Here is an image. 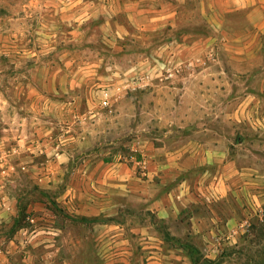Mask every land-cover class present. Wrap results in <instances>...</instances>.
<instances>
[{
    "label": "rangeland",
    "instance_id": "obj_1",
    "mask_svg": "<svg viewBox=\"0 0 264 264\" xmlns=\"http://www.w3.org/2000/svg\"><path fill=\"white\" fill-rule=\"evenodd\" d=\"M200 1L188 3L192 24L147 27L129 24L117 0H0V192L17 198L19 209L1 232L13 233L20 210L30 229L63 230L40 235L45 243L29 248L30 264H264V203L252 202L264 197V131L215 119L249 112L256 73L247 70L262 69L264 57L240 58L224 32H237L246 14L221 25L211 10L208 29ZM186 26L199 36L209 31V39H183ZM185 45H193L189 53ZM207 128L219 131L223 148L161 186L159 166L176 162L179 148H188L186 162L193 145L217 140ZM222 160L232 162L217 187L227 201L223 211L211 204L212 212L204 192L218 183ZM252 174L259 185L249 183ZM181 179L194 201L178 220L156 223L154 200L180 194ZM241 193L247 217L237 227ZM92 210L97 217L85 215ZM12 256L11 264H27L23 253Z\"/></svg>",
    "mask_w": 264,
    "mask_h": 264
},
{
    "label": "crops",
    "instance_id": "obj_2",
    "mask_svg": "<svg viewBox=\"0 0 264 264\" xmlns=\"http://www.w3.org/2000/svg\"><path fill=\"white\" fill-rule=\"evenodd\" d=\"M211 1L213 0H201L199 5V10L201 11V24L209 29L210 27V18L213 16L211 13V10H213L214 15H218L219 19L218 22L221 25H225L226 20L228 17H232L234 15L244 13L246 14L247 21L241 22L239 21V25H237V32H234L231 34L229 29H225L224 32L226 34H229L231 36L232 40L229 41H237V46L239 48V51L241 52V57H244L248 62L253 63L254 61L258 62L259 59L264 57V0H216L220 1L219 6H214L211 4ZM215 1V0H214ZM190 0H117L115 5L117 4L119 8H123L124 11L128 10V19L129 24L131 25H139V26H147V27H157L164 23H170L173 26H178L181 22V18L189 20V23L194 20L193 19V7L194 5L188 4ZM213 6V8H212ZM219 10V12H218ZM204 18L206 21H204ZM188 25V24H187ZM186 30H184L182 33L183 39L185 40H199L203 41L204 39H209V31L208 34L199 36L198 34H195L192 31H187L188 26H186ZM129 32H126L125 35H128ZM193 47H189L188 45H185V51L186 53H189V50ZM250 70L248 69L250 74L256 73L255 77V89L256 91L253 92L250 96V102H249V112H237L234 111L232 114H226V113H217L215 115V119L219 121L225 120L227 117L230 119H234L235 121L243 122V121H249L251 127L256 130L257 133L261 134V131H264V112H261L259 110V107L261 103L264 100V94L262 91L264 90V67L262 69L258 68L259 64H250ZM256 65V66H255ZM255 69V70H254ZM205 71H200L201 73L208 71H212L213 68H203ZM260 70L263 72L260 73ZM193 68L189 69V74L192 75ZM179 72V71H177ZM246 71H242L241 73H247ZM254 78V77H253ZM188 81L192 82V78ZM193 84V83H192ZM254 84V83H253ZM194 85V84H193ZM198 85V84H197ZM192 86V85H191ZM195 86V85H194ZM193 88V87H190ZM261 89V92H260ZM189 88H186V91H188ZM253 103V104H252ZM263 129V130H262ZM210 132L211 137H216L217 140L215 142H211L209 144V148L206 146H203L202 144H196L193 145L194 148L190 150V153L194 154L189 157L188 161H183V157L185 158L188 153V148L181 147L178 149L176 154H179V157H177L176 162L169 166H159L160 170V178L161 180V186L166 185L167 183H173L176 181L177 178H180L182 173L189 167H201V165H204L207 163L208 158L205 156V158L202 156L203 153H213L215 151H219L223 148L222 140H221V134L219 131L210 130V129H204ZM263 133V132H262ZM215 134V136H214ZM259 134V137L261 136ZM191 147V146H190ZM202 156V159H201ZM215 160V159H214ZM216 161V160H215ZM220 161V160H217ZM223 161V160H222ZM188 163V164H187ZM235 165V163H233ZM232 168V162L223 163L219 166V170L217 173V176L215 177L217 182L212 181L208 184V186L205 189L204 196L206 198L207 207L212 212H215L213 209V206L211 204L216 203L218 209L220 211L224 210L225 202L227 201L226 197L228 194L220 193L217 189L218 186H220V181L224 182L222 180H226V170ZM234 176H237V183H240L243 173L238 168V162H237V174L234 173ZM262 178L259 174H252L251 175V181L250 184H256L258 179ZM181 183L178 185L177 191H181L180 194L175 195L174 191H169L168 193H161L153 203V206L155 208V222L156 223H163V225H168L172 221L178 220L179 217H181V214L183 213V209L187 207L190 204V201H194V199L188 194L187 187H186V180L181 179ZM217 184V185H216ZM214 186L216 189H214ZM223 186V185H222ZM183 188V191L182 189ZM244 193H241L237 197V201L234 202V205H237V227H242L245 224L241 223V220L244 221L247 217L246 211H242L243 206V200H246L245 197H243ZM252 199L255 205L260 206L262 203H264V197L261 195L258 196L257 194L252 195ZM219 205V206H218ZM254 206V205H253ZM251 206V207H253ZM224 207V208H223ZM239 209L241 212L239 213ZM18 199L15 197H11L10 194H6L3 192H0V264H11L13 260V254L17 252L23 253L24 257L22 261L26 262L27 264L31 263V260L34 258L31 254H29L28 250L29 248H36L40 245H43L45 242L43 241L44 237L40 236L42 233H46L48 235L56 234L57 236L60 235V232H63V230L60 227L49 225L47 227H39L34 224L32 229L30 227L28 228L23 227L21 229H18L13 234L11 233L9 237H6L1 232V229L5 225V223L8 221L7 219L10 217H17L18 216ZM210 211H208L209 213ZM219 213V211H217ZM31 215V214H30ZM93 217H97V212L92 210L89 214ZM210 217H212V214H208ZM89 216V217H90ZM220 215H216L215 217L217 220L220 219ZM35 217V216H34ZM33 216L28 217L30 222L37 223L38 219H35ZM209 218V217H208ZM209 220V219H205ZM213 221H216L213 219ZM264 221V219H263ZM179 222V221H178ZM210 225V224H208ZM31 226V225H30ZM195 227H198L195 225ZM205 227V224H201V228L199 230H202ZM217 227H214L216 229ZM150 229V228H149ZM214 229H211L210 232H215ZM217 230V229H216ZM92 231V230H90ZM50 239L51 237H47ZM48 241V245L46 247H52L53 245L50 243V240H44Z\"/></svg>",
    "mask_w": 264,
    "mask_h": 264
},
{
    "label": "trees",
    "instance_id": "obj_3",
    "mask_svg": "<svg viewBox=\"0 0 264 264\" xmlns=\"http://www.w3.org/2000/svg\"><path fill=\"white\" fill-rule=\"evenodd\" d=\"M26 219H27V216H25L23 211L20 210L19 218H17V220L15 221V228L13 229L14 230L13 233L15 231H17L18 229H21V228L27 226ZM161 224L163 225V223H161ZM168 237L171 239V241H179V240H176V239H174V238H172L170 236H168ZM189 248L191 250V253H193V255L197 254V250L193 246H189Z\"/></svg>",
    "mask_w": 264,
    "mask_h": 264
}]
</instances>
